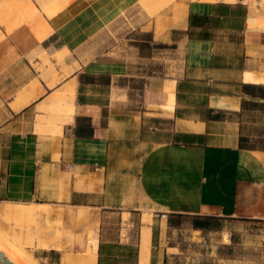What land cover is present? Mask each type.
Instances as JSON below:
<instances>
[{
	"label": "crops",
	"instance_id": "crops-1",
	"mask_svg": "<svg viewBox=\"0 0 264 264\" xmlns=\"http://www.w3.org/2000/svg\"><path fill=\"white\" fill-rule=\"evenodd\" d=\"M49 1L0 0V218H24L4 215L5 205L36 209L27 218L63 205L71 207L74 219H88V208L97 221L87 229L82 255L65 252L61 239L58 247L45 240L47 246L32 253L35 261L139 264L145 213L151 218L148 264H166L182 253L184 240L173 232L209 230L195 228V217L237 227L239 242L252 231L262 239L264 16L255 11L260 5L172 0L148 15L141 0H70L49 16L43 9ZM122 12L136 14L125 50L111 44L108 55L67 75L65 58L56 74H42V50H87ZM167 52L173 63L176 53L182 58L168 74L160 62ZM143 60L153 62L146 66ZM67 83L74 86L71 118L60 103ZM41 205L46 210L39 211ZM91 230L98 244L87 253ZM228 233L222 242L227 247ZM22 263L0 242V264Z\"/></svg>",
	"mask_w": 264,
	"mask_h": 264
},
{
	"label": "rangeland",
	"instance_id": "rangeland-1",
	"mask_svg": "<svg viewBox=\"0 0 264 264\" xmlns=\"http://www.w3.org/2000/svg\"><path fill=\"white\" fill-rule=\"evenodd\" d=\"M69 1L70 0H52L48 3H45L43 9L49 16H51ZM164 1H159L154 3V5H149L141 0L139 4L148 15H154L157 13V10L160 7L168 5V3H170L172 0ZM237 1L239 0H234V2ZM243 1L248 3L251 0ZM256 3H258L260 6H258L259 9L254 8L255 11L259 13L258 15L264 16V0H257V2L255 1V4ZM10 5L11 4H6L5 6L8 7ZM135 15L136 14L128 16L125 12H122V17L112 25L107 26L102 34L97 36L96 40L95 38L91 39V42L88 44L89 48L87 50L69 51L65 48V51L57 50L52 54L42 50L38 54L41 60V64L38 66V68L41 70L43 75L49 74L51 72L56 74L55 67L59 65L62 68L64 65L63 59L65 58V75H67L69 72L80 68V66L87 63L95 56L108 55L111 44L116 46V44L120 43L122 44V49L125 50L126 46L123 45L125 43H131V41H127L126 39L128 37V30L135 26ZM158 19L159 17H157V20ZM135 37H138V34H135ZM139 37L141 36L139 35ZM99 46L105 47L106 50L94 49V47ZM122 52L125 53V51ZM178 55L179 54L176 53V63L171 61L172 54L169 52L165 53V55L161 57L160 62H164L166 65L167 74L169 73L170 67H178L181 64V61L179 60L182 58H180ZM143 62H145L144 65L150 66L151 62L153 61L143 60ZM9 207H20L24 209L25 212L20 215H13L7 212V208ZM51 207L54 209L52 210L47 206V213H37L38 215L33 218L27 217H32L34 214H36V209L34 210L24 205H5L2 207L3 214L6 216L14 219L22 217L24 218H22L21 222L17 220L13 221L0 218V231L7 232L9 236L16 234L12 237H9L3 232L7 237L13 239L17 243L18 247L23 249L25 254L32 261L34 260L33 262L36 264L38 263L33 258L32 253L35 249H39V247H46L47 244L45 240H49V245H57L58 247L61 239V248L65 249V252L72 253L78 251L75 256L82 255L86 246L87 229L92 223L97 221L94 212L88 208H85L83 211L88 219H74L71 217L73 215H70V206L51 205ZM150 221V215L145 213L142 216L140 235L141 230L145 226L149 227ZM236 228L237 227H235V229L231 228L229 225H218L214 227V229L219 230L209 229L202 232H193L190 234V231L187 230L186 227H183L180 231L173 232V235L177 240H184L181 244L182 253L178 254L175 258L167 259L166 264H264V237L262 239L255 237L254 235H260V233L252 231L245 241L239 242V232ZM228 231L232 232V244L227 247L226 245H223L222 242L223 238L224 240L226 238V236L223 237V233L226 232L228 236ZM92 236L97 237V232L92 230L89 231L87 239V253L92 252ZM43 237L44 240H42ZM190 238L193 240V242L190 241ZM0 242L7 248V246L2 241Z\"/></svg>",
	"mask_w": 264,
	"mask_h": 264
},
{
	"label": "bare ground",
	"instance_id": "bare-ground-1",
	"mask_svg": "<svg viewBox=\"0 0 264 264\" xmlns=\"http://www.w3.org/2000/svg\"><path fill=\"white\" fill-rule=\"evenodd\" d=\"M255 1L257 2V0H251L250 2H251L252 5H254L255 4ZM262 26H263V24H262ZM62 90L63 91H61L62 93L60 94V103H64L63 111H65V117L66 118H69L72 115V113H73V108H72V104H73L72 103V99H73V94H74V86H73V83H67L65 85V88L62 89ZM67 121H69V120H67ZM46 208L41 205V206L38 207V210L39 211H44V210H46ZM0 241H2L7 246L8 251L10 253H12L13 255H15V257H17V259L19 258L20 260H22L26 264H36L35 262H33L34 260L32 261L25 254V252L23 251V249L19 248L15 243H13L9 238H7L6 236H4L1 232H0ZM97 244H98L97 237H93L92 238V248H93L94 251L97 249ZM149 245H150V228L145 226L141 230V235H140L139 264H148L149 253H150L149 252Z\"/></svg>",
	"mask_w": 264,
	"mask_h": 264
},
{
	"label": "trees",
	"instance_id": "trees-1",
	"mask_svg": "<svg viewBox=\"0 0 264 264\" xmlns=\"http://www.w3.org/2000/svg\"><path fill=\"white\" fill-rule=\"evenodd\" d=\"M174 224L178 225L179 221ZM192 224L195 228L198 229H211L218 226L215 218L211 216L195 217L192 221Z\"/></svg>",
	"mask_w": 264,
	"mask_h": 264
}]
</instances>
